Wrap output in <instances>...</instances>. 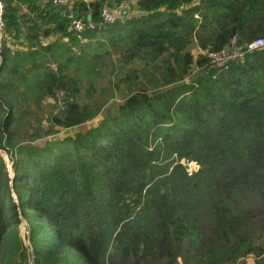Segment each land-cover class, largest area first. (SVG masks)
<instances>
[{
	"label": "trees",
	"instance_id": "obj_1",
	"mask_svg": "<svg viewBox=\"0 0 264 264\" xmlns=\"http://www.w3.org/2000/svg\"><path fill=\"white\" fill-rule=\"evenodd\" d=\"M109 1L75 2L93 22L75 31L65 5L4 0L22 46H0V264H246L264 232V46H246L264 0H137L103 24ZM239 45L226 64L199 52Z\"/></svg>",
	"mask_w": 264,
	"mask_h": 264
},
{
	"label": "built area",
	"instance_id": "obj_2",
	"mask_svg": "<svg viewBox=\"0 0 264 264\" xmlns=\"http://www.w3.org/2000/svg\"><path fill=\"white\" fill-rule=\"evenodd\" d=\"M39 2H44L46 0H38ZM52 3L54 4H60V5H65L66 8H64V11L67 12L69 15V29L75 30V31H81L86 27H93V22L89 19L83 18L81 16H76L72 9V5L75 2H89L92 0H51ZM135 2L137 0H134ZM20 9L27 10L28 6L26 2H20ZM3 12H4V0H0V46L4 43L11 45L12 47H20L22 44H20L18 41L15 43L13 41L12 43L9 42L10 39V33L8 32L6 28V22L3 17ZM117 12L109 6V4L104 3L101 8H100V16H101V21L103 24L110 23L114 21V19L117 17ZM195 16H198L196 13L194 14ZM19 40H23L22 37L19 38ZM235 36H233L232 41L234 42ZM247 48H252V47H258V46H264V35L256 37L254 40H252L250 43L246 44ZM245 49L239 45V46H233V47H228L224 48L222 50H211V49H199V52L206 53L210 62L211 63H216V64H226L229 62H234V61H239L244 54ZM62 90L59 88H55L53 94L48 97L50 98L51 102L55 100L56 102V109L61 106L62 104ZM47 98V99H48ZM0 153L4 156L5 161L7 162V166L11 168V161L9 159V155L4 149L0 148ZM180 161L186 166L187 170L189 172L193 171L197 167V163L189 160L188 158L182 157ZM23 231L27 232L26 227L24 226Z\"/></svg>",
	"mask_w": 264,
	"mask_h": 264
},
{
	"label": "rangeland",
	"instance_id": "obj_3",
	"mask_svg": "<svg viewBox=\"0 0 264 264\" xmlns=\"http://www.w3.org/2000/svg\"><path fill=\"white\" fill-rule=\"evenodd\" d=\"M115 2V1H113ZM114 4V3H113ZM51 38V37H50ZM193 52L194 53H197L198 50H195L193 49ZM118 53L116 51H113L112 54H111V62L110 64L106 63V67H105V72H104V77L98 79L96 82H95V86H97L98 89H100V85H106L107 84V79L110 78L111 76L110 75H114V71L112 69V67H118ZM105 60L107 62L108 58L107 56L105 57ZM196 68V67H195ZM195 71V70H193ZM84 85L87 84V82H83ZM98 92V90L96 91ZM121 94L120 93H113L111 97L107 98V101H106V105H113L115 102H118L121 100ZM45 101V102H44ZM41 104V107L40 108H35L38 116H44L46 117L47 114H49V112H52L56 109V102L55 100L53 102H51L50 98L44 100ZM98 119V116L94 117L93 119L87 121L86 125H91V124H94V122ZM47 124V121L43 120V125H46ZM54 128H55V132L51 135H54V136H62V135H65L67 133H72L74 132L75 129L79 128V127H74V128H71L69 130H65L64 127H58L56 125H54ZM40 139V138H39ZM38 139V140H39ZM26 227V223L24 220H21L20 223L18 224V227H19V233L21 235V237H25V232L23 231V227ZM250 241H251V245H253V251L249 253L248 256H246L244 258V261L246 264H256V261H261L263 260L264 258V255L262 254V249L264 248V232L263 233H258L257 235H251L250 236ZM261 263H264L263 261Z\"/></svg>",
	"mask_w": 264,
	"mask_h": 264
},
{
	"label": "crops",
	"instance_id": "obj_4",
	"mask_svg": "<svg viewBox=\"0 0 264 264\" xmlns=\"http://www.w3.org/2000/svg\"><path fill=\"white\" fill-rule=\"evenodd\" d=\"M109 6L119 15L133 14L136 11V2L134 0H121L118 3L111 0L109 1Z\"/></svg>",
	"mask_w": 264,
	"mask_h": 264
}]
</instances>
